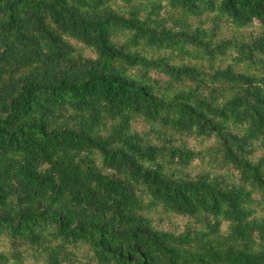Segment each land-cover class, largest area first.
I'll use <instances>...</instances> for the list:
<instances>
[{"label":"trees","instance_id":"obj_1","mask_svg":"<svg viewBox=\"0 0 264 264\" xmlns=\"http://www.w3.org/2000/svg\"><path fill=\"white\" fill-rule=\"evenodd\" d=\"M0 264H264V0H0Z\"/></svg>","mask_w":264,"mask_h":264}]
</instances>
